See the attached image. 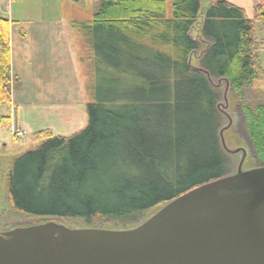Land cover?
Instances as JSON below:
<instances>
[{
  "label": "trees",
  "instance_id": "trees-1",
  "mask_svg": "<svg viewBox=\"0 0 264 264\" xmlns=\"http://www.w3.org/2000/svg\"><path fill=\"white\" fill-rule=\"evenodd\" d=\"M97 6L93 21L79 24L99 59L88 127L70 138L35 134V149L0 161V182L19 214L122 230L227 175L218 88L193 67L226 79L243 98L264 75L258 53L264 43L255 32V22L264 23V0H253L252 19L227 0L205 10L201 0H172L170 15L167 0H97ZM10 70V21L0 19V106L8 108ZM243 112L264 166V103ZM11 124L10 116L1 117L3 128Z\"/></svg>",
  "mask_w": 264,
  "mask_h": 264
},
{
  "label": "water",
  "instance_id": "water-1",
  "mask_svg": "<svg viewBox=\"0 0 264 264\" xmlns=\"http://www.w3.org/2000/svg\"><path fill=\"white\" fill-rule=\"evenodd\" d=\"M217 109L224 152L241 159L234 174L193 188L129 229L72 228L59 219L0 223V264H264V166L244 169L247 150L225 132L230 84Z\"/></svg>",
  "mask_w": 264,
  "mask_h": 264
},
{
  "label": "rangeland",
  "instance_id": "rangeland-1",
  "mask_svg": "<svg viewBox=\"0 0 264 264\" xmlns=\"http://www.w3.org/2000/svg\"><path fill=\"white\" fill-rule=\"evenodd\" d=\"M5 1L2 2L3 11H7L8 9ZM67 1L68 0H65V7L63 8L65 11L64 28L67 34L75 70L80 81V83H76V87L79 89V100L74 102L73 99L71 103H59L55 105L27 104L21 106L20 110L17 109V111L12 108V106L9 108L0 106V120L1 117L7 116L11 117V121L13 118H15V121L18 120V124L12 121L10 130L0 125V161L3 163L35 149L38 144L34 143L32 138L37 133L50 132L55 137L70 138L85 130L89 125L88 104L96 103L95 86L97 83L96 80L98 79L97 75H99L97 70L99 67V59L94 55L93 48L90 46L92 35L89 37L87 32L82 30L81 26L79 27V24L93 21L94 17L91 13V5L94 1L97 4V0H79L84 1V10L72 6ZM227 1L243 8L247 16L251 19L253 18V0ZM214 2L215 0H201L203 10ZM171 5L172 0H167L169 15L172 11ZM97 9L98 6L96 10ZM69 21L75 22L68 23ZM255 32L258 42L264 43L263 22H255ZM194 37H196V32L194 33ZM260 47H262L258 52L260 67L264 71V45ZM202 48L203 46H201L200 50H202ZM110 70L115 69L110 66ZM217 81L218 80L213 79L214 83ZM220 84L217 93L219 97L218 103L222 104L224 103L223 93L225 90V82L222 81ZM228 96V115L231 117L233 123L232 127L224 134L227 146L230 149L244 148L247 150V159L244 164V169L261 167L258 160L259 156L257 155L256 148L254 147L246 127L247 117L245 112H243V107L247 106L250 109H255L259 104L264 103V75H261L252 86L244 89L243 98L238 96L234 91L230 92ZM219 118L218 130H221L229 121L227 117L221 113H219ZM17 126H19L20 129ZM18 131L24 132L25 135L19 137L17 141H15L13 138ZM224 154L229 164L227 175L234 174L241 159V154L232 155L226 152ZM2 168L3 166H0V169ZM156 211H158V209L149 211L145 216L143 215L135 222L130 223V226L142 223ZM16 222L36 223L38 220L17 213L10 205L7 196L3 192L2 183L0 182V223L4 225V227H8ZM68 226L74 228L75 226L81 225L76 221H72Z\"/></svg>",
  "mask_w": 264,
  "mask_h": 264
},
{
  "label": "crops",
  "instance_id": "crops-1",
  "mask_svg": "<svg viewBox=\"0 0 264 264\" xmlns=\"http://www.w3.org/2000/svg\"><path fill=\"white\" fill-rule=\"evenodd\" d=\"M4 1L0 0V19L10 21L12 108L78 101L80 81L64 28L65 0H6L8 9L3 11ZM67 2L85 8L84 1ZM96 8L94 1L93 17Z\"/></svg>",
  "mask_w": 264,
  "mask_h": 264
},
{
  "label": "built area",
  "instance_id": "built-area-1",
  "mask_svg": "<svg viewBox=\"0 0 264 264\" xmlns=\"http://www.w3.org/2000/svg\"><path fill=\"white\" fill-rule=\"evenodd\" d=\"M15 136L22 137L24 136V133L21 131H18L17 133H15Z\"/></svg>",
  "mask_w": 264,
  "mask_h": 264
}]
</instances>
